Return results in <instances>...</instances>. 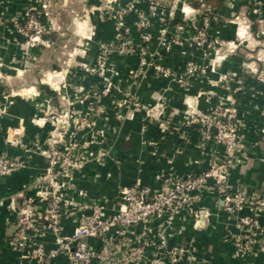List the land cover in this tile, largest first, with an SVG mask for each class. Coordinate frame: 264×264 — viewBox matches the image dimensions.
<instances>
[{"label": "crops", "instance_id": "crops-1", "mask_svg": "<svg viewBox=\"0 0 264 264\" xmlns=\"http://www.w3.org/2000/svg\"><path fill=\"white\" fill-rule=\"evenodd\" d=\"M40 1L0 0V156L24 162L0 177V264L28 263L9 240L21 201L42 182L47 166L42 152L53 141L81 163L59 178L64 236L85 214L98 210L105 220L115 215L125 187L138 183L166 190L157 177L179 180L223 164L222 147L204 140L192 122L199 113L223 107L235 110L241 136L224 181L249 195L264 191V1L212 0L192 7L185 0H58L60 13L47 18L51 35L67 32L78 41L67 43L75 51L71 58L50 60L43 57L44 48L31 47L11 25ZM203 11L210 12L209 26L206 42L197 44ZM239 17H247L245 37L234 21ZM139 20L146 22L144 28L137 26ZM125 41L132 52L108 54L100 73L97 53ZM189 63L197 70L186 77ZM155 65L172 76H159ZM106 82L111 89L103 96ZM65 115L72 122L62 134L55 119ZM81 119L89 125L78 128ZM248 214L227 211L206 190L172 223L154 220L117 237V252L143 247L142 262L124 264H150L160 257L162 238L168 247L183 249L177 264H264V213L256 216L251 251L243 254L231 244L241 233L240 218ZM41 240L47 249L55 248L51 236ZM87 242L99 247L96 238ZM43 264L69 262L56 252Z\"/></svg>", "mask_w": 264, "mask_h": 264}, {"label": "built area", "instance_id": "built-area-1", "mask_svg": "<svg viewBox=\"0 0 264 264\" xmlns=\"http://www.w3.org/2000/svg\"><path fill=\"white\" fill-rule=\"evenodd\" d=\"M48 6L49 0H41L38 7L29 6L26 9L21 23L16 21L12 23L14 32L19 37H24L30 46L34 45L36 40L40 41V38L49 31L40 18L41 14L48 16L45 12ZM209 20V16L203 14V27L197 31L194 38L197 44L206 42ZM137 26L144 28L146 22L139 20ZM169 44L165 45L166 51L169 50ZM112 52L124 55L132 52V48L126 41L102 47L97 57L100 73L104 69L107 55ZM153 69L163 78L172 76L169 69L159 65H155ZM196 70V67L189 63L185 76H192ZM181 78L179 82L182 81ZM110 89V83L106 82L101 94L106 96ZM234 117L233 108L223 107L212 112L199 113L192 119V122L199 125L200 135L204 140L213 141L222 147L225 155L223 164L179 180L157 177L167 187L166 190L152 191L138 183L125 187L121 190L120 209L115 215L105 220L98 210L85 214L69 236L61 233L62 207L56 193L61 189L59 178L79 169L81 163L70 151H63L54 146L56 141H53L51 146L42 152L47 160L42 182L32 196L23 198L20 203L15 231L9 244L23 254L24 259L28 260L27 264H43L56 252L65 253L69 264L140 263L145 258L143 247H133L127 249L126 253H119L116 238L127 236L133 227L149 225L154 220H160L163 226L172 223L181 212L200 201L203 191L210 190L227 211L249 212L240 218L241 233L231 238V244L243 254L251 251L257 236L256 216L264 213V191L249 195L242 188L229 189L224 181L223 171L234 163L241 147V136L236 129ZM55 121L60 124L62 134L69 129L72 122L67 115L60 121L57 119ZM88 125L81 119L78 128ZM23 165L24 162L20 159L0 156V177L20 169ZM209 181L211 185L207 186ZM197 214H201V211ZM45 235L52 237L54 249L45 247L41 240ZM89 238H96L99 241L97 249L88 244ZM159 240L160 257L153 259L150 264H177L183 249L170 248L162 238Z\"/></svg>", "mask_w": 264, "mask_h": 264}, {"label": "rangeland", "instance_id": "rangeland-1", "mask_svg": "<svg viewBox=\"0 0 264 264\" xmlns=\"http://www.w3.org/2000/svg\"><path fill=\"white\" fill-rule=\"evenodd\" d=\"M63 3V1L58 2V0H49V6L46 9V13H47V17H45L43 14H41L40 18L41 21L45 22V25L48 28V33L44 34L41 38L40 41L36 40L34 42V45H32L31 47H40V48H44L43 50V54H44V58L50 60L52 57H67V58H71L73 55H75V51H70L67 48V45L69 44V42H76L78 41V39H75L73 36L71 37V35H69L67 32L63 33L61 35H51V31L50 28L47 24V18L50 17V19H52V14L54 15L55 13L58 14L60 13L59 10L61 9L60 4ZM66 8V7H65ZM64 8V9H65ZM202 13H204L205 15L209 16L210 12L208 11H203ZM24 18H22V20H12V23L14 21L16 22H22ZM234 21H236V24L241 27V29L243 30V34L241 35L242 37L246 36L247 33V17L245 18H241L239 17L238 19L235 18ZM11 23V25H12ZM51 35V37L49 36ZM49 36V37H48ZM22 40H26L24 37H20ZM42 41V42H41ZM47 42V43H46ZM65 43V44H63ZM68 43V44H67ZM47 44V45H46ZM30 47V46H29ZM30 47V48H31ZM54 47V49L52 50V48ZM100 52V51H99ZM99 52L97 53L96 57H98Z\"/></svg>", "mask_w": 264, "mask_h": 264}, {"label": "trees", "instance_id": "trees-1", "mask_svg": "<svg viewBox=\"0 0 264 264\" xmlns=\"http://www.w3.org/2000/svg\"><path fill=\"white\" fill-rule=\"evenodd\" d=\"M212 0H185V2L192 6V7H197L199 4L204 5L210 3ZM51 37V35H49ZM48 36V37H49Z\"/></svg>", "mask_w": 264, "mask_h": 264}]
</instances>
